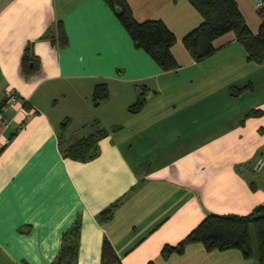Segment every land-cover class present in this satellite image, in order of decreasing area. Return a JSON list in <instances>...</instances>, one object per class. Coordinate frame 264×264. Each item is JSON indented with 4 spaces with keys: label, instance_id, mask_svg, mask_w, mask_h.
Masks as SVG:
<instances>
[{
    "label": "crops",
    "instance_id": "0c3cea01",
    "mask_svg": "<svg viewBox=\"0 0 264 264\" xmlns=\"http://www.w3.org/2000/svg\"><path fill=\"white\" fill-rule=\"evenodd\" d=\"M126 1L137 22L162 21L174 34L176 70L161 71L137 49L102 0H0V255L52 264L78 222L74 264H100L105 237L122 264H258L199 242L168 257L161 250L207 213L264 205V176L253 171L264 156V63L247 61L232 33L196 62L182 39L202 17L187 0ZM234 1L256 35L257 0ZM58 22L64 49L50 38ZM99 84L109 96L95 106ZM141 88L145 105L131 114ZM9 94L16 102L7 105ZM252 110L262 115L245 118ZM70 126L76 139L66 135ZM97 131L106 134L95 157L64 155L63 141Z\"/></svg>",
    "mask_w": 264,
    "mask_h": 264
},
{
    "label": "trees",
    "instance_id": "16d2710c",
    "mask_svg": "<svg viewBox=\"0 0 264 264\" xmlns=\"http://www.w3.org/2000/svg\"><path fill=\"white\" fill-rule=\"evenodd\" d=\"M113 12L125 32L137 49L144 51L163 72L174 71L178 65L171 54L176 42L174 34L162 21L137 22L126 0H102ZM202 17V23L186 34L182 44L191 57L200 62L212 56L216 49L213 42L232 33L243 46L249 62L264 63V7L257 10L261 21L258 33L252 34L247 27L234 0H187ZM53 44L66 48L68 38L61 22L57 23L55 37H50ZM29 47L25 51L23 61L28 59ZM30 70H27V73ZM248 87L232 89L231 95L238 96ZM147 90L141 88L137 99L128 108L131 114L138 113L145 105ZM109 96L106 85L99 84L93 89L91 100L95 106ZM262 112L252 110L245 118L259 117ZM105 131H97L91 135L68 145L63 141L64 155L80 161H87L98 153L97 140L105 135ZM118 202L104 209L99 214V221L109 220ZM254 227L256 247L251 245L250 227ZM79 224L75 222L62 235L59 254L52 264H74L78 243ZM201 243L207 251L237 249L244 258H255L258 264H264V205H257L245 215L235 213H207L206 217L192 229L177 245L164 246L161 253L168 257L171 253H182L189 243ZM100 264H122L111 243L105 237L101 248Z\"/></svg>",
    "mask_w": 264,
    "mask_h": 264
},
{
    "label": "built area",
    "instance_id": "2783aa9c",
    "mask_svg": "<svg viewBox=\"0 0 264 264\" xmlns=\"http://www.w3.org/2000/svg\"><path fill=\"white\" fill-rule=\"evenodd\" d=\"M257 3L260 7H264V0H257ZM16 102V97L14 94L7 95L5 104L9 105ZM253 171L264 176V156H258L253 165Z\"/></svg>",
    "mask_w": 264,
    "mask_h": 264
},
{
    "label": "rangeland",
    "instance_id": "374dc122",
    "mask_svg": "<svg viewBox=\"0 0 264 264\" xmlns=\"http://www.w3.org/2000/svg\"><path fill=\"white\" fill-rule=\"evenodd\" d=\"M257 97H259V96H257ZM70 132L74 133L72 128H71V126H70V128L67 129L66 135L70 134ZM85 132H88V131H85ZM85 132L84 131L81 132L82 135H80V136H86ZM71 137L76 139V137L74 135H71ZM83 138H86V137H83ZM250 232H251V245H252L253 249H255V247H256V238H255V232H254V227L253 226L250 227ZM0 264H11V263H8V260L6 258H4V256L1 254L0 255Z\"/></svg>",
    "mask_w": 264,
    "mask_h": 264
}]
</instances>
